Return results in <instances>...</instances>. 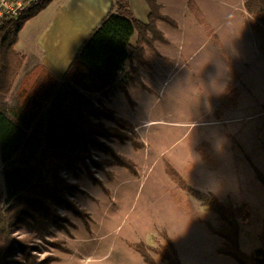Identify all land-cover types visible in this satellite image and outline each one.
Listing matches in <instances>:
<instances>
[{
  "label": "rangeland",
  "instance_id": "1",
  "mask_svg": "<svg viewBox=\"0 0 264 264\" xmlns=\"http://www.w3.org/2000/svg\"><path fill=\"white\" fill-rule=\"evenodd\" d=\"M160 1L163 11L172 9L181 25L178 31L164 27L167 37L176 39L158 47L167 57L163 58L167 59L164 69L159 64L154 66L155 73L147 72L148 64L140 69L139 81L146 79L141 81L142 89L135 87L132 92L136 107H131L130 97V106L119 98L114 111L107 105L108 90L96 104L109 114L99 117L105 127L132 134L141 146L134 147L128 137L97 136L98 145L90 147L75 169L59 171L74 188L66 196L69 205L57 208L61 218L51 234L31 241L36 264H146L128 244L142 242L157 248L165 244L158 234L164 230L171 236L181 264H237L217 252L222 239L205 226L207 222L218 227L216 215L176 187L165 173L166 163L192 188L213 192L224 201L230 196L246 203L238 243L246 253L259 246L264 187L252 166L264 176V121L259 112L264 110L261 40L252 33L243 0H194L207 29L196 23L188 0ZM135 9L137 17H142L143 9L138 4ZM33 28L24 29L15 46L18 51L29 48L25 36ZM29 63L28 58L25 65ZM232 65L243 73L244 86L250 89L256 106H248L242 96L237 109L219 106L226 102L225 84L234 83L228 71ZM22 76L23 71L17 85ZM216 110L237 119L220 122ZM252 111L256 115L247 117ZM113 156L127 158L131 169L109 164L115 161ZM1 182L0 174V186ZM25 230L22 227L16 233ZM151 255L156 264H166L158 254ZM19 258L15 253L11 260Z\"/></svg>",
  "mask_w": 264,
  "mask_h": 264
},
{
  "label": "trees",
  "instance_id": "2",
  "mask_svg": "<svg viewBox=\"0 0 264 264\" xmlns=\"http://www.w3.org/2000/svg\"><path fill=\"white\" fill-rule=\"evenodd\" d=\"M50 0H35L16 17L0 20V164L3 180L0 187V264H36L30 243L44 239L60 216L57 208L68 204V193L74 188L59 175L62 169H75L98 145L97 136L128 137L134 147H140L131 136L115 127H105L99 117L109 115L98 108L93 95L111 89L114 84L125 88L140 79V69L147 65L145 49L163 40L155 25L164 20L156 0H145L147 21L137 20L131 13L129 0H113L112 8L75 53V57L61 79L54 77L42 64L23 73L14 89L25 56L15 46L19 29L24 22ZM187 7L196 23L209 28L194 0ZM250 16V28L261 40L264 51V0H243ZM135 37L136 44H130ZM228 89L226 101L232 100ZM264 151V149H263ZM109 164L126 166L132 163L120 156ZM255 177L264 187V176L254 166ZM165 173L179 189L191 195L220 222L218 227L205 224L207 230L222 239L217 252L233 258L237 264H264V226L258 234L259 246L246 253L240 248L241 221L246 216V205L222 201L214 193L192 188L169 163ZM25 227L26 230L16 232ZM158 234L164 245L152 247L142 242L128 244L138 252L146 264H156L151 252L166 264H181L175 246L166 231ZM17 253L21 260H11Z\"/></svg>",
  "mask_w": 264,
  "mask_h": 264
},
{
  "label": "crops",
  "instance_id": "3",
  "mask_svg": "<svg viewBox=\"0 0 264 264\" xmlns=\"http://www.w3.org/2000/svg\"><path fill=\"white\" fill-rule=\"evenodd\" d=\"M156 2L160 6L159 12H161L164 16H167L170 19H172V21H174V24L176 25L171 26L162 19L157 20L155 25L157 26L158 30L162 33L163 35L162 37L164 39L155 41L151 47H147L144 50L145 51L144 58L147 61V64L149 65V67L147 68V72L149 71L152 73H155L156 71L154 67L156 64H159L161 70H163L165 65L167 64V63L164 64L167 61V59L163 60V58H167V57L164 56L160 51H157L158 47L162 44L171 45L173 41L176 40L174 39V37L171 38L167 37L164 31V27L166 29L167 27L169 29L171 27L175 31L181 29V25L178 23L177 19L174 18L172 15L173 14V12L171 11L172 9H166L165 11H163L164 7L162 2L160 0H156ZM112 3L113 0H50L49 2H47L45 7L40 9L34 15L30 16V18L24 22L21 29H19L20 31L18 33L17 43L21 41L20 40L22 37L21 34L23 33V31H25L24 29L28 26L30 27V25L34 26L32 32L29 34L27 33V36H25V39L29 41L28 42L29 48L27 49L24 48L22 49V51H19L24 54L25 62L28 58L30 59L29 65H25L24 67H22L20 73L22 71L24 73L25 71H27L29 68H32L36 64H42L44 68H47V70L54 77H56L57 79H61L68 68L67 66L70 65L73 58L75 57L76 55L75 53L78 52L84 40L87 39L88 36L91 34V32L96 28V26H98V24L106 15V13L110 11V9L112 8ZM129 4H130V9L132 11L131 13L137 20L141 22L147 21L148 6L145 0H129ZM137 4L139 5V9L141 10L143 9L141 11L142 17H137L136 15L137 13H135L136 11L135 6ZM165 24L168 26H166ZM130 44L132 46H135L136 44L135 37L130 38ZM180 44H181L180 47L182 46L184 47V42H181ZM248 65L246 64V67ZM228 71L232 75V79H233L232 81L234 83L232 84L228 82L227 84H225L223 95L225 99L228 89L231 90L232 101L230 103H228L227 101L223 103H219V106L222 107V109H228V110L232 108L237 109L240 107L239 100L241 96L246 100V104L248 106L250 107L256 106V101L252 96L250 89L244 86L245 84L243 82L244 81L243 73H241V71L239 72V69L233 65L231 68H228ZM148 77L151 78L149 74ZM18 79L19 78H17L16 81H18ZM145 79L146 78H142L140 81L139 80L134 81L128 84L124 89L120 88L117 84H114L111 87V89H107L110 92L108 94L107 105H109L110 108H113L114 111L115 110L117 111V107H116L117 104H115L117 100L119 98H122L125 99V101H127V98L130 97L132 100V104H134L131 107H136L137 102L132 92H135L134 91L136 89L135 87H137V89L139 88L142 89L141 81L144 82ZM17 86L18 85L16 82V86L14 85V89H16ZM106 91L96 93L95 95H93L94 99L97 100V102H99L98 99H101ZM127 104L129 106L131 105L128 103V101ZM259 112L262 113L260 117H262V120L264 121V110H259ZM222 113L221 111L216 112V114L218 115V120H220V122L223 123H225L226 121L231 122L237 119L235 117L232 118L229 116L225 117L224 113L223 114ZM256 113L257 112L252 111V113L251 114L249 113L247 117L254 116L256 115ZM233 147L236 148L235 145ZM0 167H2L1 164ZM1 181L2 182L0 187L2 189L3 186L2 175H1ZM215 195L220 199V197L217 194ZM227 200H230L233 204L238 203L237 201H234L235 199L233 197L230 196L229 199H226L225 201ZM238 204L246 205V203L242 201H240ZM246 211H247V205H246ZM169 237L172 240L170 235Z\"/></svg>",
  "mask_w": 264,
  "mask_h": 264
},
{
  "label": "built area",
  "instance_id": "4",
  "mask_svg": "<svg viewBox=\"0 0 264 264\" xmlns=\"http://www.w3.org/2000/svg\"><path fill=\"white\" fill-rule=\"evenodd\" d=\"M35 0H0V20L6 16L16 17L27 10Z\"/></svg>",
  "mask_w": 264,
  "mask_h": 264
}]
</instances>
